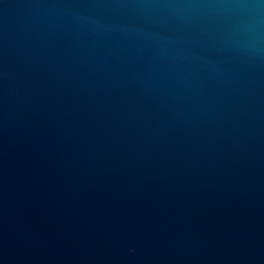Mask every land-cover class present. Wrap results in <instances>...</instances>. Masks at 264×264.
Listing matches in <instances>:
<instances>
[{"label":"water","instance_id":"water-1","mask_svg":"<svg viewBox=\"0 0 264 264\" xmlns=\"http://www.w3.org/2000/svg\"><path fill=\"white\" fill-rule=\"evenodd\" d=\"M0 264H264V0H0Z\"/></svg>","mask_w":264,"mask_h":264}]
</instances>
